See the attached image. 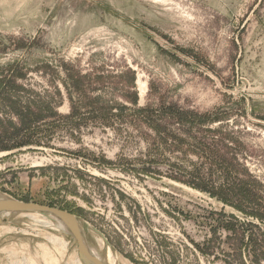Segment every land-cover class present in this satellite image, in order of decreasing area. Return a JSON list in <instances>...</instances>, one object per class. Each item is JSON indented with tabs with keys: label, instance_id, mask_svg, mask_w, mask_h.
<instances>
[{
	"label": "rangeland",
	"instance_id": "374dc122",
	"mask_svg": "<svg viewBox=\"0 0 264 264\" xmlns=\"http://www.w3.org/2000/svg\"><path fill=\"white\" fill-rule=\"evenodd\" d=\"M0 142V194L105 264H264V0H0ZM82 263L0 214V264Z\"/></svg>",
	"mask_w": 264,
	"mask_h": 264
},
{
	"label": "water",
	"instance_id": "95a60500",
	"mask_svg": "<svg viewBox=\"0 0 264 264\" xmlns=\"http://www.w3.org/2000/svg\"><path fill=\"white\" fill-rule=\"evenodd\" d=\"M3 212H39L47 216H51L52 214L60 217L67 222L70 232L76 238L78 242V252L84 264H105L85 246V239L81 231L80 222L73 213L61 208L36 202L23 201L7 196L0 199V214Z\"/></svg>",
	"mask_w": 264,
	"mask_h": 264
},
{
	"label": "bare ground",
	"instance_id": "6f19581e",
	"mask_svg": "<svg viewBox=\"0 0 264 264\" xmlns=\"http://www.w3.org/2000/svg\"><path fill=\"white\" fill-rule=\"evenodd\" d=\"M1 193V192H0ZM4 195V194H3ZM2 197H5V196H2L1 194H0V199L2 198ZM8 214V213H7ZM37 216V215H36ZM51 216H52V218L56 221V223H57V226L60 228V229H66V230H69L70 228H69V225L67 224V222L65 221V220H63V219H61L60 217H58V216H56V215H52L51 214ZM29 217V216H28ZM38 217V216H37ZM52 221V220H51ZM38 223V222H37ZM48 225L50 224V223H52V222H50V221H47L46 222ZM70 231V230H69ZM102 242H103V240H102ZM85 246L87 247V249L88 250H90V252L93 254V255H95L99 260H101L102 262H103V260H102V258H101V256L98 254V252L96 251V249L95 248H93V247H91L88 243H86V241H85ZM108 248V247H107ZM100 251V250H99ZM106 253V252H105ZM112 250L110 249V248H108V257L111 259L112 258ZM105 256H106V254H105ZM109 258H108V261L109 262H111L112 260H109ZM114 258V257H113ZM115 259V258H114ZM105 260V259H104ZM107 260V259H106ZM107 261V262H108ZM106 262V263H107ZM108 262V263H109ZM103 263H105V261L103 262ZM115 263V262H114ZM83 264V263H82ZM113 264V263H112ZM116 264V263H115Z\"/></svg>",
	"mask_w": 264,
	"mask_h": 264
},
{
	"label": "trees",
	"instance_id": "16d2710c",
	"mask_svg": "<svg viewBox=\"0 0 264 264\" xmlns=\"http://www.w3.org/2000/svg\"><path fill=\"white\" fill-rule=\"evenodd\" d=\"M134 80V78L132 79ZM133 102L136 104L138 102V96H137V93H135V95L133 96ZM2 143V142H0ZM177 178V177H175ZM193 185H197L198 187H201L202 189H204V186L202 184H193ZM213 196H216L217 194L216 193H212Z\"/></svg>",
	"mask_w": 264,
	"mask_h": 264
}]
</instances>
